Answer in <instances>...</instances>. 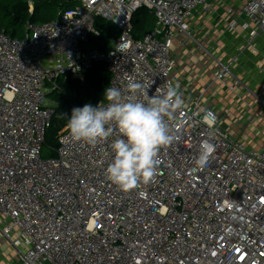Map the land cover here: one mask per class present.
I'll return each instance as SVG.
<instances>
[{
  "label": "built area",
  "instance_id": "built-area-1",
  "mask_svg": "<svg viewBox=\"0 0 264 264\" xmlns=\"http://www.w3.org/2000/svg\"><path fill=\"white\" fill-rule=\"evenodd\" d=\"M13 1L32 17L42 0ZM223 1L65 0L73 7L54 20L28 18L22 39L0 31V238L9 248L0 264H264V143L247 147L200 98L168 121L175 141L160 151L155 178L131 191L106 178L115 127L96 145L75 141L65 127L56 156L41 157L55 113L42 106L47 92L66 94L61 81L103 64L109 87L127 95L140 82L158 94L174 83L176 35L191 38L190 19ZM142 8L155 27L136 40L132 18ZM96 19L120 32L107 52L82 48L91 36L102 38ZM240 22L250 41L264 38V0H242L229 28ZM219 67L215 78L226 85L230 65ZM255 103L264 116V95ZM202 109L216 114L214 124ZM206 141L215 150L198 169ZM226 200L237 207L226 208Z\"/></svg>",
  "mask_w": 264,
  "mask_h": 264
},
{
  "label": "crops",
  "instance_id": "crops-1",
  "mask_svg": "<svg viewBox=\"0 0 264 264\" xmlns=\"http://www.w3.org/2000/svg\"><path fill=\"white\" fill-rule=\"evenodd\" d=\"M241 5L242 0L214 2L209 10H201L190 19L192 37L176 35L171 50L175 63L172 79L185 101L200 98L218 115L223 129L246 146H255L256 137L264 133V116L255 103L257 95H264V38L250 41L242 22L233 30L229 28ZM219 64L230 65L227 84L239 81L233 90L215 78ZM229 92L235 93H231V100L224 96ZM223 112L229 127L224 124ZM263 143L259 141L258 146Z\"/></svg>",
  "mask_w": 264,
  "mask_h": 264
},
{
  "label": "clouds",
  "instance_id": "clouds-1",
  "mask_svg": "<svg viewBox=\"0 0 264 264\" xmlns=\"http://www.w3.org/2000/svg\"><path fill=\"white\" fill-rule=\"evenodd\" d=\"M157 93L149 95V89L140 82L131 83L127 95L117 87H107L101 103L84 104L65 115L71 137L88 145L109 140L114 127L118 129L119 135L110 143L112 159L105 174L121 190L131 191L150 183L157 175L160 151L176 139L168 121L185 104L183 94L179 85L172 82L157 89ZM201 111L204 121L215 123L217 116L213 111ZM214 150L215 144L204 143L195 161L198 169L208 166ZM224 206L236 208L237 202L226 200Z\"/></svg>",
  "mask_w": 264,
  "mask_h": 264
},
{
  "label": "trees",
  "instance_id": "trees-1",
  "mask_svg": "<svg viewBox=\"0 0 264 264\" xmlns=\"http://www.w3.org/2000/svg\"><path fill=\"white\" fill-rule=\"evenodd\" d=\"M1 1L2 0H0L1 12L6 17H8L9 22H12L14 26L21 24L28 18L31 20V22L38 23L35 21L36 7L41 3H50L54 5L58 11L68 9V4L65 3V0H42L35 6L32 17H29L27 13V6L25 4L12 1L13 3L18 4V7L9 9L5 6L6 3ZM154 25V16L145 8L140 9L134 14L132 18L133 38L136 40L141 39L144 35L150 33L154 29ZM0 31H4L11 37L17 38V31L14 29L10 31L7 28L0 26ZM89 43L90 38L87 41V44ZM96 45L97 44L93 43L91 46L94 48L91 50L97 49ZM99 50L103 51L101 48ZM109 82L110 75L107 72L106 66L103 64L97 65L92 71H90L81 79L68 78L60 82V86L65 89L66 92H71L72 96L69 97L68 95L65 96V94H56L59 105L56 107V109H54L55 113L52 118L51 126L46 134L45 143L43 145V147L48 148L51 151L49 158L56 156L55 151L59 145L57 136L59 132L67 125L68 118L65 115L71 114V110L74 105H82L90 102L93 104L102 102L104 90L105 88L109 87Z\"/></svg>",
  "mask_w": 264,
  "mask_h": 264
},
{
  "label": "rangeland",
  "instance_id": "rangeland-1",
  "mask_svg": "<svg viewBox=\"0 0 264 264\" xmlns=\"http://www.w3.org/2000/svg\"><path fill=\"white\" fill-rule=\"evenodd\" d=\"M12 1L13 0H7V1L6 0H2L1 2L6 3L5 6L8 7L9 9L17 8L18 4L13 3ZM38 3H40V2H38ZM72 7H73V4L72 5H68V9L72 8ZM57 12H58V10L56 9V7L54 5H52L50 3H47V2L41 3V4H39L36 7L35 21L38 22V23H42L44 21L54 20L56 18V16H57ZM0 26H3L4 28H7L10 31H12L13 29L16 30L17 31L16 32L17 33V38H19V39H22L25 36V34H26V31H25V20L21 24H19L17 26H14L12 24V22H9L8 17H6L1 12V8H0ZM95 27L101 32L102 38L101 39H96V38L91 36L90 37V43L89 44L83 43L82 44V48H83V50H91L92 48H94L91 45L93 43H95V44H97L96 45L97 49L101 48L105 52H107L109 50V48H110V45L119 36L120 32H119V30L117 28H115V26L111 22H108V21H106L104 19H96L95 20ZM237 82L239 83L238 80H237ZM237 82H234L232 85L234 86L235 84H237ZM226 88L227 89L228 88L229 89L232 88V90L234 89V87H231V85L229 83L226 84ZM231 93L232 92H229V94L228 93L224 94V96L226 97L227 100H231L232 94H235V93H232V94ZM67 95L69 97H71L72 93L68 91L65 94V96H67ZM257 96L261 97V96H263V94L262 95L260 94V95H257ZM58 105L59 104H58V99H57L56 93L48 94V92H47L42 106L44 108L56 109V107ZM217 109L219 110V108H217ZM224 112L222 113L221 116H222V119H224V120L226 119L225 120L226 123H224L225 126L229 127V124H230L229 118H227V115L224 114ZM261 140L262 141L264 140V133L259 135L258 137H256V140H255V142L257 143V145H255L256 147L255 146H251V145H248L247 147H249V148H258L259 147L258 146L259 145V141H261ZM50 153H51L50 149L43 147L41 157L43 159H47V158H49ZM7 249H9L8 245L5 244L4 242H2L1 238H0V263L4 262L5 256L9 255Z\"/></svg>",
  "mask_w": 264,
  "mask_h": 264
}]
</instances>
